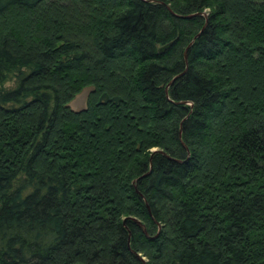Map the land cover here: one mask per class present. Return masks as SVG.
<instances>
[{
    "label": "trees",
    "instance_id": "obj_1",
    "mask_svg": "<svg viewBox=\"0 0 264 264\" xmlns=\"http://www.w3.org/2000/svg\"><path fill=\"white\" fill-rule=\"evenodd\" d=\"M0 85V264H264V0H0Z\"/></svg>",
    "mask_w": 264,
    "mask_h": 264
},
{
    "label": "rangeland",
    "instance_id": "obj_2",
    "mask_svg": "<svg viewBox=\"0 0 264 264\" xmlns=\"http://www.w3.org/2000/svg\"><path fill=\"white\" fill-rule=\"evenodd\" d=\"M10 85H13V81H9V82H6L4 84V86H10ZM91 89H92L91 86L84 87L78 94L75 95V97L73 98V100L70 102L69 105L74 110H78V109L84 108L85 104H86L87 94L89 93V91ZM140 225L142 226V229L145 230V227L141 223H140ZM141 258L143 259V257H141Z\"/></svg>",
    "mask_w": 264,
    "mask_h": 264
},
{
    "label": "water",
    "instance_id": "obj_3",
    "mask_svg": "<svg viewBox=\"0 0 264 264\" xmlns=\"http://www.w3.org/2000/svg\"><path fill=\"white\" fill-rule=\"evenodd\" d=\"M171 45V42H168L166 44H163L161 45L159 48H158V51L159 52H163L167 47H169ZM145 231V230H144Z\"/></svg>",
    "mask_w": 264,
    "mask_h": 264
}]
</instances>
